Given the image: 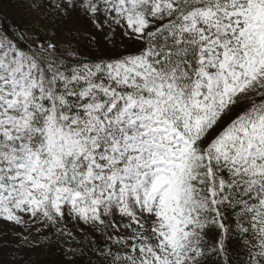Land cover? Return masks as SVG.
I'll use <instances>...</instances> for the list:
<instances>
[{
  "label": "snow or ice",
  "instance_id": "1",
  "mask_svg": "<svg viewBox=\"0 0 264 264\" xmlns=\"http://www.w3.org/2000/svg\"><path fill=\"white\" fill-rule=\"evenodd\" d=\"M5 2L0 247L264 264V0Z\"/></svg>",
  "mask_w": 264,
  "mask_h": 264
},
{
  "label": "rangeland",
  "instance_id": "2",
  "mask_svg": "<svg viewBox=\"0 0 264 264\" xmlns=\"http://www.w3.org/2000/svg\"><path fill=\"white\" fill-rule=\"evenodd\" d=\"M7 12L5 6L3 5V14ZM84 33L91 32V26L87 22H83L80 26ZM127 43V41H125ZM5 227H9L5 225ZM19 231V229H16ZM33 239L36 237L33 236ZM6 247H0V264H65V257L57 260L46 257V252L44 247L37 248L35 251H28L25 248H20L16 250V245L19 243L13 240L10 236L4 238ZM10 241V243L8 242Z\"/></svg>",
  "mask_w": 264,
  "mask_h": 264
},
{
  "label": "trees",
  "instance_id": "3",
  "mask_svg": "<svg viewBox=\"0 0 264 264\" xmlns=\"http://www.w3.org/2000/svg\"><path fill=\"white\" fill-rule=\"evenodd\" d=\"M15 0H12V2H5L3 5L5 6L7 12L4 15V18L9 21H20L22 18H26L25 9L22 6H14ZM97 244L100 243L99 236L95 237ZM64 248H68V245H63ZM46 252V257L49 260L57 258L59 260L60 258L64 257V253L61 251V247L57 246L56 244H51L48 247H44ZM74 264H88L89 260H92V264H96L95 256L92 253H89L87 251L84 252V255L77 254L75 257H73Z\"/></svg>",
  "mask_w": 264,
  "mask_h": 264
}]
</instances>
